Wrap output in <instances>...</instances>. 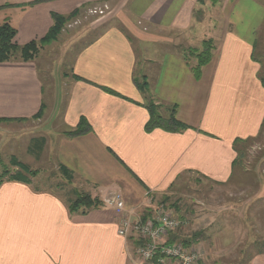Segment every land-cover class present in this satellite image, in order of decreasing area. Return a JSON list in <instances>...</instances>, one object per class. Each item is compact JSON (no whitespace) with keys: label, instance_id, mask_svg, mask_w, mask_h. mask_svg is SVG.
Returning <instances> with one entry per match:
<instances>
[{"label":"crops","instance_id":"1","mask_svg":"<svg viewBox=\"0 0 264 264\" xmlns=\"http://www.w3.org/2000/svg\"><path fill=\"white\" fill-rule=\"evenodd\" d=\"M198 1L0 0V25L7 22L16 30L17 45L44 37L52 13L78 11L57 40L43 48L63 36L73 38L63 49L62 55L73 53L61 64L65 71L60 76L41 66L52 86L40 77V53L31 62L0 64V119L6 120L0 126L32 121L36 131L31 135L43 140L33 156L49 158L56 181L66 185L63 190L56 184L55 190L38 186L39 174L2 179L0 264H134L135 242L117 232L120 217L111 203L113 194H121L126 209L143 216L151 208L146 193L157 200L181 176L228 182L238 156L234 141L254 138L264 125V86L252 57L258 34L264 38V5L253 0L202 4L218 7L217 22L223 26L214 57L196 79L194 56L161 51L157 45L166 42L162 33L180 39L200 33L193 38H203ZM94 7L107 9L103 17L110 20H94L82 34L77 26ZM210 22L216 23L208 20V32ZM94 28L99 29L92 34ZM194 42L189 49L200 50L202 45L197 48ZM139 50L146 57L142 62L152 68L143 75L144 91L134 75ZM148 104L164 111V116L158 112L164 118L173 109L187 129L146 132ZM42 105L43 114L35 119ZM82 119L90 130L69 136ZM78 194H89L100 205L84 215L71 213L68 206ZM248 264H264V258H250Z\"/></svg>","mask_w":264,"mask_h":264},{"label":"rangeland","instance_id":"2","mask_svg":"<svg viewBox=\"0 0 264 264\" xmlns=\"http://www.w3.org/2000/svg\"><path fill=\"white\" fill-rule=\"evenodd\" d=\"M253 1L264 5V0ZM206 2L208 0L198 3V11H196L198 19H203V22L198 23L205 27L203 38H193L200 33L192 34L191 38H189L190 33L183 34L181 39L173 34L162 33L161 37H164L163 40L166 42L162 43V41V44H158V49L161 51L166 49V52L170 53L183 50L188 58L190 57L189 47L194 39V46L197 48L202 45V39H209L210 36L207 35H212L213 44L214 41L217 44L222 34L223 25L217 22L218 7H211L210 5L204 7L206 4H202ZM105 10L103 12L95 7L89 9L87 15H83V19L84 17L87 19L78 24L77 30L79 29V32L84 34V31H87L85 28L90 29L89 25L94 20L103 18L101 22H108L110 17H103L108 13V10ZM222 15L220 14L221 18ZM213 19L216 23L211 24L210 22L209 28L212 27V29L208 32L206 31L207 25H209L208 20L214 21ZM71 23V21L68 22L64 28ZM199 27L203 28L202 26ZM97 29L99 28L91 29V33L93 34ZM260 31L264 32V23ZM67 36L68 38L71 37V35ZM74 36L79 38L77 34ZM167 36L170 39L167 40L165 38ZM258 36L253 59L260 62V71L258 72L260 79L261 77L264 78V38L262 39L260 34ZM83 39L85 38L79 40ZM59 40L50 49H43L38 58L39 63L37 62V64L38 66L40 64L38 71L46 84L51 81L48 72H42V64H45V67L51 72H49L50 74L54 71L55 76H60L65 71L62 65L67 62L68 57H72L73 50L66 55H62V52L65 47L70 45L73 38L68 40L66 36H63V39L60 38ZM140 52V50L137 52L138 64L134 75L139 77L140 82H142V76L148 75L152 68L146 62H142L146 57H142ZM145 80L147 81L146 78ZM50 85L52 86V83ZM158 112L163 116L166 115L160 109ZM31 122L28 121L21 126L19 124L0 126V174L4 170H8V173L11 172V174L18 171V168L10 163V159L15 157L31 171H35V174H39L38 186L49 187V189L51 186L55 190L56 184V187L63 190V185H66L56 181L52 161L47 157L38 161L33 156L34 146L37 143L34 139H39V137L31 135L32 132L36 131V128L30 127ZM8 127L11 129L9 132ZM260 130L262 133L255 136L253 140L249 138L250 141L247 139L246 142L237 144V149L244 150V156L241 158L240 164L238 163L232 168V176L228 182L212 184L203 178L195 179L194 175L186 174L179 177L164 195L159 196L157 200L153 198L150 201V205L153 202L164 204L168 207L171 216L185 223L174 233L178 238L176 240L189 239L192 238V234H198L193 248L199 251L202 256V261L199 264H248L250 258H264V125ZM147 210L143 215L145 217L150 216L152 209Z\"/></svg>","mask_w":264,"mask_h":264},{"label":"trees","instance_id":"3","mask_svg":"<svg viewBox=\"0 0 264 264\" xmlns=\"http://www.w3.org/2000/svg\"><path fill=\"white\" fill-rule=\"evenodd\" d=\"M204 0H199L198 2L201 3ZM211 4L215 5L219 0H209ZM78 11H74L69 15H59L52 13V21L53 24L46 35L39 40H32L24 45H17L14 41L16 30L11 27L7 22H4L0 25V64L6 63L14 60H19L21 62H31L33 61L40 51L46 47L51 45L59 36L61 31L63 30L64 26L72 21V19L77 15ZM256 48V42L254 43L253 52ZM214 49V44L211 39L202 41V48L201 50L190 49L189 54L194 56L195 58V66L192 67V73L196 79H199L201 68L208 64L212 58V51ZM253 57V54H252ZM260 64V62H258ZM142 82L135 81L137 88L140 91H144L147 87V81L145 80L144 76L142 77ZM261 84L264 86V78H260ZM106 92L110 94H116L115 92L104 89ZM146 109L149 112V120L145 125V131L150 132L153 129H162L167 132H179L184 129H187V126L178 122L174 116V110L172 109L168 118L162 117L158 113V106L153 104L146 105ZM44 111V106H41L40 111L34 116V118H39L42 116ZM6 121L5 119H0V122ZM90 128L86 124V122L82 119L80 120L78 128L69 133V136H76L82 133L88 132ZM262 130L258 133L260 135ZM37 141L36 145L34 146V152L38 154V150L40 151L43 147V140L41 138L34 139ZM253 140V138H250ZM248 139V141H250ZM40 141V144L38 143ZM247 140H240L236 139L234 141L235 145L234 148L237 152V160L234 162L232 167H235L238 163L240 164L241 158L244 156V150L237 149L238 143H244ZM40 148V149H38ZM244 148V147H243ZM38 149V150H37ZM10 163L13 166L18 168V171L14 172L13 174L8 173V170H4L0 174V183L2 179L7 177L9 180H21L25 179L28 180L29 177L35 175V171H31L26 165L20 163L15 157L10 159ZM153 199V197H152ZM100 202L97 198H92L89 194H78L75 199H73L68 208L71 213H79V214H86L87 212L91 211L92 209L98 207ZM145 218V216L143 217ZM198 234H192V238L180 240L183 245L187 248L195 247L194 242H196ZM178 239L175 234L172 235L171 241H175Z\"/></svg>","mask_w":264,"mask_h":264},{"label":"built area","instance_id":"4","mask_svg":"<svg viewBox=\"0 0 264 264\" xmlns=\"http://www.w3.org/2000/svg\"><path fill=\"white\" fill-rule=\"evenodd\" d=\"M146 195L152 200L150 192ZM111 203L119 215L118 234L135 242L138 261L134 264H199L200 252L182 242L171 241L172 235L185 225L171 216L168 207L153 202L151 214L144 216L127 210L121 194L115 193Z\"/></svg>","mask_w":264,"mask_h":264}]
</instances>
